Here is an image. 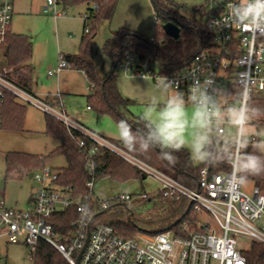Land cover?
<instances>
[{
    "label": "built area",
    "instance_id": "obj_1",
    "mask_svg": "<svg viewBox=\"0 0 264 264\" xmlns=\"http://www.w3.org/2000/svg\"><path fill=\"white\" fill-rule=\"evenodd\" d=\"M14 2L0 0V45L10 31ZM235 3L237 0H205L204 8L210 15L209 28L213 33L212 47L197 55L181 71L166 77L174 82L175 90L187 95L194 78L203 80L212 77L218 86L234 87L238 92L247 90L251 99L255 94H264V35L233 21L230 8ZM59 5L60 0H46L44 12L52 11L55 16L65 15L64 10H58ZM87 18L88 15L84 14L83 19ZM214 21H220L219 26ZM85 31L88 33L89 28ZM67 68L73 69V65L61 59L59 67L48 74L57 76ZM122 68L127 74L136 75L132 55L126 57ZM140 74L159 82L164 78L152 72L147 63L142 66ZM6 93L56 118L71 135L72 130L78 131L94 147L88 162L92 179L87 183L86 195L77 198L72 191L57 187L55 183L59 171L46 167L33 173L32 178L41 188L28 209L8 208L4 201L0 202V264L4 258L1 251L3 243L7 247L24 244L35 261L38 245L44 241L70 264H247L240 240L247 239L264 245V185L256 186L249 195L243 191L242 183L236 180L232 167L214 179L209 178V170L204 168L197 189H191L128 153L122 145L75 123L66 115L62 104L52 105L42 100L19 84L10 71L3 69L0 70V108ZM57 97L60 98L61 94L58 93ZM228 125L230 123L224 120L213 132L224 136ZM254 142V138L249 140V144ZM79 144L84 147L85 141L80 140ZM101 149L136 167L143 176L157 179L161 183L158 195H162L163 199L171 203L183 198L189 200L198 215V229L189 233V222L186 221V236L166 232L158 235L138 233L126 238L114 226L97 222L94 204L101 210H108L117 205L129 206L138 200L152 199L151 195L145 193L135 197L123 194L107 201L97 199L92 158ZM233 156L237 161L240 159L239 154L231 153L230 163ZM72 207H76L78 217L72 221L71 231L62 235L54 230L50 221L55 214ZM205 214L212 219V223L204 220ZM129 220H133L132 214Z\"/></svg>",
    "mask_w": 264,
    "mask_h": 264
},
{
    "label": "trees",
    "instance_id": "obj_2",
    "mask_svg": "<svg viewBox=\"0 0 264 264\" xmlns=\"http://www.w3.org/2000/svg\"><path fill=\"white\" fill-rule=\"evenodd\" d=\"M60 3L65 9L79 5L86 7L85 14L88 15V18L84 20V28L85 30L89 28V32H84L77 53L61 55V59L70 62L73 69L85 73L92 89L91 94L87 96L88 107L97 116L109 115L116 122L124 119L134 128L138 127L144 130V124L140 118L136 120L129 118L128 108L131 103L121 95L116 74V71L124 66L126 57L128 55L134 57V73L136 75L142 71V66L147 63L152 72L168 77L187 67L197 55L212 47L213 33L209 28L210 15L204 7L197 10L200 13L199 19H186L180 14L179 6L175 2L151 0L156 15L153 36L148 37L127 28L114 31L112 37L104 45V52L111 61L112 71L102 77L94 65L93 41L100 22L113 20L119 0H60ZM160 21L171 22L180 27L179 37L177 39L171 38L164 30L165 25H161ZM0 50L6 55V66L0 70L7 69L10 71L19 84L33 93L29 86L33 57L31 38L9 31L5 42L0 45ZM251 102L256 106L264 107V94H255ZM26 109L27 107L20 104L12 94L6 93L0 108V129L22 131ZM257 121L260 125L264 124V118ZM46 130L50 137L59 140L58 148L45 157L9 153L6 157L7 176L15 171L30 176L46 168V163L51 157L63 155L67 160V166L59 170L60 174L55 183L56 186L72 191L77 198L86 195L88 193L87 183L92 179L88 162L94 144L78 131L72 130L71 135L61 122L50 115H46ZM212 137V151L222 152L227 156L230 163L229 149L231 144L229 141H225L223 136ZM80 140L85 141L84 147H80ZM116 143L120 144L119 141ZM255 144H249L246 151L255 152L253 147ZM133 155L191 189H197L201 179V171L204 168H208L210 179L231 170V166L227 163L205 162L197 166L191 159L187 148L179 152H172L173 159L171 161L162 158L158 149ZM214 158L219 159L220 157ZM92 161L95 166L93 176L96 182L105 177L120 182L131 178L141 180L146 178H143L139 169L107 150H99ZM246 181H252L255 186L262 187L264 185V173L249 175ZM157 198L163 199L162 195H157ZM171 204L170 210L150 217L143 222V225L134 219L130 221L129 212L124 207L112 214L109 209L101 210L97 204H94L95 220L102 224L114 226L118 233L126 238L134 237L138 233L158 235L166 232L186 236L188 234L184 231L186 221L189 222V233L196 231L198 229V215L194 211L193 204L185 198ZM77 217L76 207H72L62 213L55 214L50 222L56 232L64 235L71 231V223ZM244 255L247 264H264V245L253 242L250 250L244 252ZM34 264L70 263L54 247L42 241L38 245Z\"/></svg>",
    "mask_w": 264,
    "mask_h": 264
},
{
    "label": "rangeland",
    "instance_id": "obj_3",
    "mask_svg": "<svg viewBox=\"0 0 264 264\" xmlns=\"http://www.w3.org/2000/svg\"><path fill=\"white\" fill-rule=\"evenodd\" d=\"M25 13H16L12 21V31L26 34L33 38V79L36 95L44 98L60 93L62 102L65 106L66 115L75 123H78L87 129L103 135L112 140H118L116 121L109 115L97 116L93 110H88L87 96L90 95V84L82 71L67 68L62 70L58 76L49 77L50 71H55L60 63V53H67L70 49L76 50L78 45L75 37L82 34L83 15L85 6L79 5L65 9L62 5L58 6L59 11H65V16H70L74 20V26L58 24L54 12L44 15L41 4L43 0H21ZM179 8L180 14L186 19L200 18L197 11L205 6V0H171ZM31 2L33 7L31 8ZM149 6L152 10V17L146 13L138 17L137 20L142 22L148 29L143 34L152 37L155 29L156 15L151 0ZM28 10V11H27ZM33 10V11H32ZM140 19V20H139ZM136 20V21H137ZM60 23V22H59ZM167 21H160L161 25H166ZM76 25V26H75ZM144 26V27H145ZM114 28L111 22L102 20L99 24L97 34L93 41L94 65L98 73L104 77L112 71V64L104 52L106 41L111 38ZM78 34V35H77ZM75 45V46H74ZM78 47V46H77ZM119 82V89L122 95L134 102L128 109L129 118L135 119L141 117L145 106L153 99H158L161 104L166 97L160 91L158 84L150 76L127 74L123 68L116 71ZM220 87L227 89L226 86ZM233 95L224 98L220 94L219 103L222 107H232L234 104L239 105L238 91L232 87L227 89ZM55 100V98L52 97ZM57 101V99H56ZM59 101V100H58ZM61 101V99H60ZM61 102V103H62ZM26 116L22 131H13L0 129V202L4 201L8 208L26 210L30 205V198L36 195L41 185L31 178L28 174L15 171L7 176L6 157L9 153H20L37 156H47L58 148L59 140L50 137L46 130V113L31 104H27ZM189 116H191L192 105L189 104ZM252 135L250 137L258 140H264V124H258L255 120L251 124ZM232 125L227 126V133L223 136L225 141L234 133ZM212 136H216L214 132ZM120 142V141H119ZM205 162H195L197 166ZM47 167L59 171L67 166V160L63 155H55L48 159ZM243 191L252 195L256 187L252 181L242 183ZM161 183L153 178L146 177L141 180L131 178L126 181H117L110 177L99 179L96 182L94 194L100 201H107L118 197L119 195L129 194L135 196L143 193L151 195L152 199L147 201H136L128 207L117 205L109 209L110 213H116L121 207H124L129 215L139 224L150 217L161 214L170 210L171 202L166 199L157 198ZM150 197V198H151ZM204 220L212 223L208 215H204ZM242 250L249 251L252 242L247 239L240 240ZM1 251L3 253L2 264H34L28 248L24 244L6 246L3 243Z\"/></svg>",
    "mask_w": 264,
    "mask_h": 264
},
{
    "label": "clouds",
    "instance_id": "obj_4",
    "mask_svg": "<svg viewBox=\"0 0 264 264\" xmlns=\"http://www.w3.org/2000/svg\"><path fill=\"white\" fill-rule=\"evenodd\" d=\"M230 11L235 23L264 35V0H237ZM214 24L219 26L220 21ZM173 85L174 82L166 77L159 82L158 87L166 99L162 104L153 99L145 106L140 117L144 130L134 128L124 119L116 123L117 137L125 151L136 154L158 149L162 158L171 161L172 152L187 148L194 162L229 164L240 183H245L249 175L264 173V140H258L253 146L255 152L246 151L252 135L250 126L255 120L264 118V107L254 105L247 90L237 93L239 105L222 107L220 94L226 99L233 93L218 86L212 77L194 78L187 95L175 90ZM189 104L192 105L191 116ZM224 120L235 129L229 137V153L240 155L238 161L233 156L232 163L222 152L212 151L211 133Z\"/></svg>",
    "mask_w": 264,
    "mask_h": 264
},
{
    "label": "crops",
    "instance_id": "obj_5",
    "mask_svg": "<svg viewBox=\"0 0 264 264\" xmlns=\"http://www.w3.org/2000/svg\"><path fill=\"white\" fill-rule=\"evenodd\" d=\"M46 6V0H43V3L41 4V6H40V8L42 7L43 8V10H42V12H43V14L44 15H48V14H50L52 11H50V12H48V13H45L44 12V7ZM33 7V4H32V2H31V8ZM25 9H24V5H23V3H22V1L21 0H15V2H14V13H13V18H14V15L16 14V13H25ZM28 11V10H27ZM33 11V10H32ZM85 11H86V7H85ZM146 13L148 14V15H150V18L152 17L151 15H152V10H151V8H150V6H149V0H119V5H118V8H117V11H116V14H115V16H114V18H113V20L112 21H110L111 22V24H112V26H113V28H114V31H116V30H118V29H120V28H127V29H130V30H133V31H137V32H139L140 34H142V35H144L143 34V32H145V33H147L148 32V29L149 28H147L142 22H140V21H138L137 20V18L138 17H141L142 15H146ZM65 15H61V16H56V21L58 22V24H64V25H68V26H74L73 24V22H74V20L70 17V16H68V17H64ZM137 20V21H136ZM140 20V19H139ZM12 21H13V19H12ZM83 22H82V24H83V26H82V28H83V32H82V34H80V35H78V36H76L74 39H75V42L77 43V41H78V47L76 46L75 47V49L76 50H74V52H73V50L72 49H70V47L69 46H66L67 48H68V52L67 53H64V52H61L60 53V59H61V55H73V54H75V53H77V51H78V49H79V46H80V43H81V40H82V38H83V36H84V32H85V28H84V26H85V21L84 20H82ZM60 22V23H59ZM76 26V25H75ZM145 26V27H144ZM113 31V32H114ZM10 32H12V33H15V34H21V33H16V32H13L12 31V23H11V27H10ZM113 32H112V35H113ZM23 35H26V34H23ZM27 36H29V35H27ZM30 38H31V41H32V43H33V38L31 37V36H29ZM112 37V36H111ZM33 45H34V43H33ZM75 46V45H74ZM5 58H6V55L3 53V51L2 50H0V69L1 68H3V67H5L6 66V60H5ZM31 67H32V73H31V80H30V87H31V89H32V91H33V93H35V94H37L36 93V91H35V88H34V79H33V75H34V72H33V64H32V60H31ZM84 73V72H83ZM85 74V73H84ZM59 75V74H58ZM57 75V76H58ZM48 76H49V74H48ZM86 76V75H85ZM49 77H55V76H49ZM86 79H87V77H86ZM88 80V79H87ZM119 81V80H118ZM89 82V81H88ZM118 86H119V82H118ZM227 89H229L228 87H227ZM90 91L92 92V89H91V86H90ZM119 91H120V89H119ZM91 92H90V94H91ZM121 93V92H120ZM121 95H122V93H121ZM125 99H127L126 98V96H124V95H122ZM52 97L53 98H55V100L54 99H52ZM42 100H44V101H46V102H48V103H50V104H52V105H59V104H62V109L65 111V106H64V104H63V102H62V96L60 97V98H58L57 97V95L56 94H54V95H51V96H47V97H44V98H41ZM56 99H57V101H56ZM60 99H61V101H60ZM17 100V99H16ZM59 100V101H58ZM127 100H129V99H127ZM20 104H22V105H25V106H27L26 104H24V103H22L21 101H19V100H17ZM130 101V103L131 104H133L134 102H132L131 100H129ZM62 102V103H61ZM130 104V105H131ZM130 107V106H129ZM226 107H228V105H226ZM87 109L88 110H91L88 106H87ZM129 109V108H128ZM65 113H66V111H65ZM140 117H138V118H136V119H139ZM132 119V118H131ZM135 120V119H134ZM96 133V132H95ZM98 134V133H97ZM98 135H100V134H98ZM102 137H104V138H106V139H108V140H111V141H114V142H118V140H112V139H110V138H107V137H105V136H103V135H101ZM33 197H34V195H32L31 196V198H30V204H31V202H32V199H33ZM5 203V202H4ZM6 205V204H5ZM7 206V205H6ZM19 210H23V209H19Z\"/></svg>",
    "mask_w": 264,
    "mask_h": 264
},
{
    "label": "water",
    "instance_id": "obj_6",
    "mask_svg": "<svg viewBox=\"0 0 264 264\" xmlns=\"http://www.w3.org/2000/svg\"><path fill=\"white\" fill-rule=\"evenodd\" d=\"M164 30L171 38L174 39H177L180 35V27H178L176 24L171 22L167 23L164 26ZM30 177L32 178L33 174H31ZM143 178H145V176H143Z\"/></svg>",
    "mask_w": 264,
    "mask_h": 264
}]
</instances>
